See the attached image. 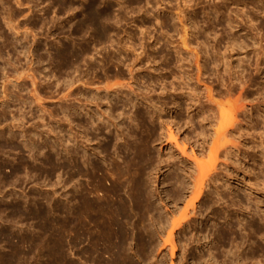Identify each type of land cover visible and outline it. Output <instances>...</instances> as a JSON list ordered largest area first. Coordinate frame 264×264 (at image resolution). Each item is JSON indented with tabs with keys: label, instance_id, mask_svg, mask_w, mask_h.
Returning <instances> with one entry per match:
<instances>
[{
	"label": "rangeland",
	"instance_id": "1",
	"mask_svg": "<svg viewBox=\"0 0 264 264\" xmlns=\"http://www.w3.org/2000/svg\"><path fill=\"white\" fill-rule=\"evenodd\" d=\"M180 14L187 15L188 27L191 20L195 27V30L191 27L189 41L199 53L200 65H204L201 81L211 88L214 96L216 93L225 96L221 100L246 98V110H249L238 117L243 122L239 131L243 130L230 131L231 136L237 134L231 139L239 141V147L232 150L225 147L233 151L230 160L223 155L218 157L212 171L217 175L213 174L204 194L193 202L190 200L195 164L174 143L170 145L169 129L180 148H186L188 156L195 153L204 164L214 134L208 125L206 133L201 134L197 115L202 110L198 109V103L187 114L184 101L176 94L182 81L178 63L171 60L176 56L174 46L181 45L179 41L184 34V27L178 21ZM226 36L238 41L234 51L229 52L233 43ZM259 46L263 51L257 52L258 58L255 50ZM67 53H72L66 61L71 63L69 67L59 63ZM263 53L264 0H0V264H92L91 259L85 263L81 255L84 246L90 248L91 242L88 240L89 246L87 239L82 240L84 243L78 240V201L82 190L96 197H105V190L95 188L88 175L79 173L83 167L91 175L92 168L82 166L78 156L84 146L93 162L105 172L111 170L106 172L107 188L113 181L108 158L120 160L123 145L134 141L126 136L124 125L120 124L132 125L134 110H139L137 113L141 115L146 113L142 122L145 127L154 128L153 137L141 132L142 126L141 130H132L150 138L147 140L154 165L151 164L143 178L147 183L145 189L150 190L146 191L154 195L151 201L155 211L151 212L154 218L151 215L144 219L145 230L139 231L140 223H132L133 218L131 224H126L128 240H123L121 244L124 241L126 244L121 246L128 248L127 252L123 251L130 261L133 264H264V148L260 147L264 146ZM229 54H233L234 65L238 59L245 65L231 74L233 84L223 70ZM194 65L192 69L185 68L193 78L189 85L199 87V93L204 88L202 83H195ZM32 73L34 85L30 81ZM116 82L125 84L124 90L128 91L126 83H131L134 91L141 92L137 96H141L143 103L148 101L144 99L147 95L151 100L165 102L161 118L151 120L142 103L136 108L118 103L113 114L124 113L123 120L113 116L111 132L104 134L91 129L89 132L94 135L84 134L83 125L88 116L78 115L79 106L93 112V120L100 126L96 113L110 110L104 98L105 84L117 92L119 88L111 86ZM91 93H100L101 98L90 102ZM35 94L40 101H35ZM110 95L117 98L112 92ZM173 99L177 104H173ZM201 101L203 104L204 98ZM190 118L195 123L188 124ZM107 143L110 149L106 156L101 148ZM185 209L186 220H181L178 229L172 227ZM231 223L235 224L237 239H223L220 232ZM97 226L96 237L101 239Z\"/></svg>",
	"mask_w": 264,
	"mask_h": 264
},
{
	"label": "bare ground",
	"instance_id": "2",
	"mask_svg": "<svg viewBox=\"0 0 264 264\" xmlns=\"http://www.w3.org/2000/svg\"><path fill=\"white\" fill-rule=\"evenodd\" d=\"M216 8V7H215ZM216 11V10H215ZM179 14V13H178ZM181 18H179L178 21L181 22V28L184 27V31H182L184 34H183V37L180 39L179 43H181V45L179 46L178 45H175L174 46V54L176 55L174 57V60H171V62H174V63H178V67L180 68V74H179V78L181 79L182 81V86L180 87V90L179 92H176L177 96H178V99H182L185 103V111L187 112V114L192 111L193 109V106H195L197 103V106L199 107L198 109L202 110L201 113H199L197 116L199 118L198 123L200 124L199 128L201 130V134L204 135L208 129L206 127V125H208L209 127H212V130H213V133L214 134V137H212L213 139L211 140V144L210 146H208V149L206 151L207 153V158H208V161H207V164H204L201 162H199L197 160V156L196 154L194 153L192 156H188L187 154V150L186 148H180V145L178 144V140L175 138V135L173 134L174 132H172L170 129H169V142H170V145L172 143H174V145L177 147L178 151L180 150V152L186 156L191 162H193L195 164V169H196V176L194 175V182L192 183L193 184V189H192V198H191V202L193 201H196L198 200V198L204 194L202 193L207 185V182L209 181V179H211V177L213 176L214 173H212V171L216 168L217 164H216V161L219 159L218 157L220 156H224L227 161L230 160L228 158H230V155H231V151L232 148H236L239 147V144L237 145V143H239V141L236 143V141L231 138H233L232 136H234L240 129V127L243 125H241V120L238 118L240 115H245L248 111L246 110V104H245V101L246 100L243 98L242 100L240 99H237V100H234L232 101L231 99L227 98L225 100H221L222 98H224L225 96L223 95H219V93H216L215 96H218L219 98H215V96L213 95V92L211 90V88L207 85L204 84V82H202V70H203V66L200 65V61H199V53L198 51H196L193 47L190 46V41H189V34L190 32L192 33V30H195L194 28V24L193 22L190 21V25L191 27H188V24L187 22V19H186V16L187 15H183V14H180ZM179 16V15H178ZM248 17V16H247ZM173 18V17H172ZM175 18V17H174ZM177 18V17H176ZM175 18V19H176ZM192 18V17H191ZM248 19V18H247ZM251 19V18H250ZM194 20V18H193ZM252 20V19H251ZM251 20L249 22H251ZM173 21V20H172ZM162 22V21H161ZM179 22V23H180ZM231 22V21H229ZM228 22V24H229ZM163 24H165L164 20L162 22ZM161 23V24H162ZM169 23V22H168ZM169 25H172L171 23ZM174 25V24H173ZM231 23L228 25L230 26ZM175 26V25H174ZM174 26H172L173 28H175ZM233 26V25H232ZM11 27V26H10ZM171 27V26H170ZM197 28V27H196ZM192 29V30H191ZM176 30V29H175ZM182 30V29H181ZM198 30V29H197ZM196 30V31H197ZM200 30V29H199ZM194 31V32H196ZM205 32V31H204ZM197 33V32H196ZM202 33V32H200ZM206 33V32H205ZM193 35V34H192ZM191 35V36H192ZM196 35V34H195ZM179 37V38H180ZM227 37V36H226ZM228 38V37H227ZM227 40H231L230 43L233 45H231V50H229L230 48H226V50L228 49L229 52L230 51H234L236 48H234V46H237L238 47V41L236 42L234 38H228ZM227 43V42H226ZM240 43V42H239ZM203 44V43H201ZM227 45V44H226ZM153 46V45H152ZM228 46V45H227ZM173 47V46H172ZM239 49H240V44H239ZM261 46H259V48L257 47V50H255V53H256V56L258 55V53H261L263 51V49H261ZM243 50V48H242ZM259 50L261 52H259ZM237 52V51H236ZM258 52V53H257ZM225 53V52H224ZM232 53V52H231ZM238 53V52H237ZM253 53V52H252ZM254 53V54H255ZM72 54V53H71ZM70 53H67V54H64V57L63 59H61V61H59V63L61 62L60 65H67V67H69L68 65H70L71 63L70 62H67L66 64V61H67V58L69 57V55H71ZM72 56V55H71ZM75 56V55H74ZM229 58L226 59V61L224 62V71L225 73L227 72L229 75V82L230 84H233V79H232V76L231 75L233 72H236V69L235 68H239V67H245V65H243V63L241 62L242 59H238L236 60V64L234 65L233 63V54L230 55L229 54ZM264 56V53L262 54V57ZM1 57V56H0ZM228 57V56H227ZM62 58V57H61ZM76 58V57H75ZM225 58V57H224ZM258 58H259V55H258ZM60 59V56L59 58ZM173 59V58H172ZM72 60V59H71ZM140 60V59H139ZM138 60V61H139ZM256 60H259V59H256ZM70 61V60H69ZM75 61V60H72V62ZM136 62V61H134ZM133 62V63H134ZM149 62V57H147L146 59V63ZM69 63V64H68ZM195 64L194 66H196V69H197V74H196V79H195V83L196 84H201L203 85V90H201V92H197V89L199 87H196V86H190L189 83L193 80L192 78V75H190L188 73V70H186V66L188 68L191 67L192 69V64ZM204 64H206L204 62ZM251 64V63H250ZM250 64L248 66H250ZM11 65V64H10ZM63 65V66H64ZM133 65V64H132ZM62 66V67H63ZM17 67V66H16ZM15 67V68H16ZM27 67V66H26ZM61 68V66H60ZM65 68V67H64ZM178 68V69H179ZM21 69V68H20ZM23 69V68H22ZM14 70H17V69H14ZM255 70L258 72L260 70L259 68V64L258 62H256V65H255ZM23 71V70H22ZM29 71V70H28ZM262 71V70H261ZM16 72V71H15ZM26 72V71H25ZM202 72V73H201ZM23 73V72H21ZM30 73V72H29ZM29 73H26V75H29ZM34 73V72H33ZM32 73L31 78H30V81L32 79V84L34 85V82H35V79H34V74ZM132 73V72H131ZM31 74V73H30ZM36 74V73H35ZM18 75V74H16ZM20 75V74H19ZM258 75V74H257ZM15 76V75H14ZM19 77V76H18ZM29 77V76H27ZM25 77V78H27ZM15 78V77H14ZM24 78V77H23ZM18 79V78H17ZM20 79V78H19ZM18 79V80H19ZM253 79V78H252ZM202 80V81H201ZM251 80V79H250ZM249 80V81H250ZM5 81V80H4ZM8 81V80H7ZM20 81V80H19ZM39 82V81H38ZM109 82V81H108ZM134 82V81H133ZM132 82V83H133ZM70 83V82H69ZM13 84V83H12ZM38 84V83H37ZM134 84V83H133ZM14 85V84H13ZM39 85V84H38ZM72 85V83L70 84ZM106 88H104V91L105 92V96L104 98L107 99V102L109 103V107L110 110L107 112V113H96L97 114V118L96 120L97 121H100L101 122V125L99 126V124L96 123V121L94 122V118H93V115L91 113V111L89 109L83 108L79 106L78 108V115L80 116L81 115H85V116H88L87 120L82 124L83 125V133L85 134H90L92 133L91 131L89 132V130H95L97 132H99V130H101L100 133H104V131H108L109 133V127L111 125L110 121L113 116H115V114H113V111L115 110L114 107L118 104V103H121L122 106H125V105H128V106H131L132 108H136V106H138L139 104H144L145 107H147L148 111V115H149V118L151 120H153L154 118H158L160 119V113L163 112L165 110L164 107H166V103L165 102H162V101H155V100H151L149 98V96L147 95V97L145 96L144 99H148V101H145V103H143V99L139 98L141 96H137V95H140L141 92L138 94L137 90L134 91L135 88H133V86H131V83L128 85L126 83V87L127 89H130V91L128 90H124L125 88V84L124 85H118L117 82L115 84H112L111 86L113 87H118L119 89H117L118 91H112L111 89L113 88H109L110 86H108V83L105 84ZM201 85V86H202ZM132 87L133 89H131L130 87ZM7 87V86H6ZM36 87V86H35ZM34 87V88H35ZM4 88H5V85H4ZM18 88V87H16ZM123 88V89H122ZM7 89V88H6ZM36 89V88H35ZM162 90V93L163 91H165V88L162 87L161 88ZM172 91H177L176 90V87H171ZM5 90V89H4ZM3 90V91H4ZM97 90H100L97 88ZM8 93V89L6 90ZM34 91V90H33ZM40 91V90H39ZM128 91V92H127ZM110 92L113 93L114 96H116L118 98H110ZM137 92V93H136ZM5 93V95H6ZM35 93V92H34ZM33 93V94H34ZM71 93V92H70ZM202 94L201 96L199 94ZM32 94V95H33ZM81 94V93H80ZM231 94V93H229ZM228 94V95H229ZM8 95V94H7ZM12 95V94H11ZM38 95V93H37ZM37 95L35 94L37 100L35 101H40V98L37 97ZM9 96V95H8ZM34 96V97H35ZM40 96V95H39ZM7 97V96H6ZM33 97V96H32ZM42 97V96H40ZM68 99H69V96H66ZM65 97V98H66ZM74 97V96H73ZM5 98V97H4ZM63 98V99H65ZM76 98V97H75ZM87 97H85L86 99ZM100 93H96V94H93L91 93L90 94V97H89V101L90 102H93L98 99H100ZM103 98V99H104ZM120 98V99H119ZM143 98V97H142ZM201 98H204L205 102L202 104V101H201ZM73 99V98H72ZM42 100V99H41ZM87 100V99H86ZM102 101V100H101ZM27 102V101H26ZM85 102V101H84ZM32 103V101H31ZM40 103V102H39ZM99 103V102H98ZM173 104H177V102L175 101V99H173ZM29 105V104H28ZM98 105V104H97ZM71 106V105H70ZM140 106V105H139ZM138 106V107H139ZM143 106V105H142ZM196 106V107H197ZM43 108V107H42ZM60 108V107H59ZM63 108V107H61ZM77 108V107H75ZM116 108V107H115ZM123 108V107H122ZM164 108V109H163ZM68 109V108H67ZM101 109V108H100ZM138 109V108H137ZM3 110V109H2ZM98 110V109H97ZM42 111H44V109H42ZM72 111V110H71ZM100 111V110H99ZM7 112V111H6ZM45 112V111H44ZM137 112H139V110H137ZM135 110H134V113H133V119H131L130 121L132 122V125L131 123L129 124L131 127H128L127 125L123 124V123H120L122 125H124V128H125V131H126V136H128L129 138H134L131 141V143L129 144H125L123 145V149H119L120 150V160H114L115 158L110 159L108 158V161L110 164V166H112L111 168H113V173H111L113 175L110 176L112 177L113 181L109 184V186L106 188V172L109 171L107 170L106 172L103 170V167L100 166L99 164L95 163L96 161H92L89 157V154L87 153L86 149L84 148V146L82 147L83 149V153L81 154V156H78V157H81V164L82 166L85 165V167L87 166L92 168V174L90 175V171L87 172L86 169L82 170V168H78L80 170L79 173L81 175H84V176H89V178L91 179V182L94 183V186L95 188H102V190L105 192L104 193V196L105 197H102L100 195V197H96L95 196H90V193H83L81 190V193H80V196H79V206H78V240H80L81 242H83L82 240H86L87 241L89 240L91 242V247L90 248H84L81 250V255H82V258L84 259L83 261L86 263L88 262V260L90 261L91 259V262L94 264L97 262L98 264H133L132 261H130V259L128 258L129 255L126 254L127 252V249L126 247H124V249H122V247L126 244L124 242H126L128 240L127 238V234L129 233H126V224L128 222H130L131 224V220L132 218L134 219L135 222L132 221V223H140V226L141 228L139 229V231L141 229L145 230V227H144V219H146V217L148 216H151L152 213L154 214V207L152 206V201H151V193L150 192H147V191H150L148 190L147 188V191L145 189V184H147L145 182L146 178L144 179L143 175L146 174V170L149 169L153 164L152 163V155H151V151L149 150V146H148V141L147 139H150L148 137H153L151 136L153 134V131H154V128H149V127H145L146 124H144L142 122V120L144 119L143 115H141V112L140 114L137 113ZM95 113V112H94ZM123 113V112H122ZM156 113L158 116H156ZM2 114V113H1ZM95 114V115H96ZM124 114V113H123ZM123 114H121V112H119V116H115V118L117 117L118 119H120ZM122 115V116H121ZM2 116V115H1ZM15 116V115H14ZM18 116V115H17ZM78 116V117H79ZM5 117V116H4ZM50 117V116H49ZM68 117V116H67ZM72 117V116H71ZM111 117V118H110ZM246 117V116H245ZM196 118V117H194ZM194 118H190L188 120V124H193L195 123L194 122ZM122 119V118H121ZM155 119V120H156ZM264 119V118H263ZM12 120V119H11ZM18 120V119H17ZM42 120V119H41ZM123 120V119H122ZM21 121V120H20ZM141 122H142V125H141ZM151 123V121H149ZM79 123V121H78ZM80 123H82V121H80ZM187 123V122H186ZM246 123V121H245ZM244 123V124H245ZM144 124V125H143ZM198 124V125H199ZM247 124V123H246ZM154 125V124H153ZM14 125H12L13 127ZM43 126V125H42ZM113 126V125H112ZM144 128V130H142L141 132H147V133H144V134H147L148 137L147 139L145 138L147 135L143 136V135H138V133H136L135 131H133L132 129L133 128H140V130L142 129V127ZM150 126V125H149ZM205 127L207 130H205ZM116 128V127H115ZM123 128V130H124ZM14 129V128H13ZM118 129V128H117ZM242 129V128H241ZM132 130V131H131ZM210 130V129H209ZM243 130V129H242ZM241 130V131H242ZM18 131V130H17ZM230 131H232L234 133V131L236 132L234 135H230ZM241 131H239L238 133H240ZM12 132V131H11ZM111 132V131H110ZM119 132V131H118ZM122 132V131H121ZM156 132V131H155ZM100 133H97V134H100ZM93 134V133H92ZM105 134V133H104ZM142 134V133H141ZM94 135V134H93ZM199 135V134H198ZM229 135H230V138H229ZM237 135V134H236ZM235 135V137H237ZM261 135V134H260ZM91 136V135H90ZM119 136V135H118ZM123 136V135H122ZM207 136V135H206ZM209 136V134H208ZM11 137V136H9ZM8 137V138H9ZM84 137V135H83ZM124 137V136H123ZM208 138V137H207ZM240 137H238L239 139ZM262 138V137H261ZM104 139V138H103ZM106 139V138H105ZM109 139V138H107ZM110 140H113V139H110ZM123 140V139H122ZM126 140V139H125ZM260 140V139H259ZM263 140V139H262ZM105 141V140H104ZM25 142V141H24ZM113 142H116V141H113ZM130 142V141H127V143ZM258 142V141H257ZM259 142H262V141H259ZM126 143V142H125ZM150 143V141H149ZM27 144V143H26ZM111 144V143H110ZM259 144V143H258ZM184 145V144H183ZM197 145H200V144H197ZM227 145V146H225ZM262 145V143H261ZM14 146V145H13ZM27 146V145H26ZM111 146L113 147H116V144H112ZM230 147V149L228 150V148H225V147ZM263 146V145H262ZM260 146L261 148H264V146L262 147ZM225 148L222 150V148ZM259 147V145L257 146ZM117 148V147H116ZM109 149H110V145L109 143L107 144H103L102 148H101V152L105 153L106 156L108 155V152H109ZM221 150V151H220ZM239 150V148H238ZM237 150V151H238ZM262 150V149H261ZM111 151V150H110ZM193 151V150H192ZM80 153V152H79ZM171 154V152H170ZM203 154V153H202ZM173 155V154H172ZM263 155V154H262ZM170 156V155H169ZM112 157V156H111ZM172 156H170L171 158ZM223 157V158H224ZM170 158H166L170 160ZM174 158V156H173ZM200 158V157H199ZM164 159V158H163ZM172 159V158H171ZM232 159V158H231ZM168 161V160H167ZM226 161V160H225ZM170 161H168L169 163ZM80 165V164H79ZM103 165V164H102ZM154 165V164H153ZM111 172V170L109 171ZM211 173V174H210ZM108 174V173H107ZM110 175V174H109ZM214 175H217V174H214ZM193 177V176H192ZM88 178V180H89ZM171 178H177V176H171ZM177 180V179H175ZM174 180V181H175ZM217 180H220V179H217ZM90 181V180H89ZM180 181V180H177V182ZM215 181V179L213 180V182ZM145 183V184H144ZM181 183V182H180ZM209 183V182H208ZM211 183V182H210ZM184 184V183H183ZM179 185H182V184H179ZM186 185V184H185ZM147 187V186H146ZM215 187V186H214ZM84 189V188H82ZM86 191V190H85ZM103 191H99V193H103ZM155 192V191H153ZM250 193V192H249ZM156 194V193H155ZM173 195V194H172ZM190 202V203H191ZM154 204V202H153ZM193 205V204H192ZM191 205V207L193 208V206ZM195 207V206H194ZM196 210V209H195ZM194 210V211H195ZM157 211V210H156ZM192 213H193V210H190ZM152 212V213H151ZM197 212V211H195ZM158 215V214H157ZM187 209H185L184 213L181 215L180 217V220H175V222H173V226L172 227H176L178 226L180 223H181V220H184L186 217H187ZM153 216V215H152ZM151 216V217H152ZM156 216V215H155ZM159 216V215H158ZM154 218V216H153ZM152 220H155L153 219ZM151 219V218H149ZM160 219V218H159ZM151 220V221H152ZM165 220V219H164ZM186 220V219H185ZM196 220V219H195ZM157 222V220H155ZM163 221V220H161ZM159 220V222H161ZM169 221V220H168ZM93 223L92 226H90L89 223ZM150 222V221H149ZM166 222V221H165ZM186 222V221H185ZM188 222V220H187ZM186 222V223H187ZM155 223V222H153ZM162 223V222H161ZM189 223V222H188ZM230 223V222H228ZM183 224V223H182ZM98 225V226H97ZM137 225V224H136ZM139 225V224H138ZM146 225V224H145ZM161 225V224H160ZM235 225V224H234ZM232 223L229 225V227H227V229H223L222 230V233L220 232L221 236L223 239H227L229 240L234 238V239H237V235H236V227L234 226ZM97 226V228L99 229V233H100V238L101 239H98V237H96V232H95V227ZM133 226V225H132ZM135 226V225H134ZM133 226V227H134ZM163 226V225H162ZM180 226V225H179ZM136 227V226H135ZM155 227V226H154ZM171 227V228H172ZM225 227V226H224ZM264 228V226H262ZM137 228V227H136ZM177 228V227H176ZM261 228V227H259ZM258 228V229H259ZM262 228V229H263ZM127 229V228H126ZM138 229V228H137ZM178 229V228H177ZM243 229V228H242ZM134 230V228L132 229ZM264 230V229H263ZM138 231V230H137ZM170 231L172 232V230L170 229ZM177 231V230H176ZM97 232V233H98ZM146 232H149L148 229L146 230ZM98 233V234H99ZM173 233V232H172ZM140 234V232H139ZM141 234L142 231H141ZM145 234V233H144ZM143 234V235H144ZM171 234V233H170ZM99 236V235H98ZM138 236V235H137ZM140 236V235H139ZM152 236V235H150ZM173 236V235H172ZM171 236V237H172ZM95 237L97 238V240L95 239ZM143 238V236H142ZM141 238V239H142ZM122 243L123 240H125ZM167 239V238H166ZM233 239V240H234ZM89 241H88V244H89ZM148 241V240H147ZM146 241V242H147ZM86 242V241H85ZM227 242V241H226ZM80 243V242H79ZM84 243V242H83ZM82 243V244H83ZM142 243V242H140ZM149 243V241H148ZM174 243V242H173ZM150 244V243H149ZM175 244V243H174ZM87 245V244H86ZM123 245V246H121ZM141 245H145V243L141 244ZM152 245V244H151ZM90 246V244H89ZM87 246V247H89ZM147 246V245H146ZM175 246V245H174ZM140 247V245H139ZM143 247V246H142ZM259 247V246H258ZM262 247V246H261ZM126 249V252H124L123 250ZM260 249V248H259ZM140 250V249H139ZM143 250V249H142ZM262 250V249H260ZM129 252V251H128ZM141 252V251H140ZM139 252V254H140ZM145 252V251H144ZM255 252V251H254ZM262 252V251H261ZM106 254L105 257H102V254ZM150 253V252H149ZM129 254V253H128ZM254 254V253H253ZM250 255V254H249ZM104 256V255H103ZM142 256V255H141ZM145 257V256H144ZM248 256H246L247 258ZM251 257V255H250ZM140 258V257H139ZM240 258V256H239ZM245 258V257H244ZM248 259V258H247ZM82 261V262H83ZM83 262V263H84Z\"/></svg>",
	"mask_w": 264,
	"mask_h": 264
}]
</instances>
